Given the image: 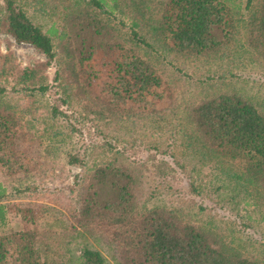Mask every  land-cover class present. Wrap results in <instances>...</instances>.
Wrapping results in <instances>:
<instances>
[{
	"label": "trees",
	"instance_id": "1",
	"mask_svg": "<svg viewBox=\"0 0 264 264\" xmlns=\"http://www.w3.org/2000/svg\"><path fill=\"white\" fill-rule=\"evenodd\" d=\"M21 1L0 0V31L32 46L45 62L20 69L0 54V228L14 206L3 202L5 181L32 178L31 167L44 171V161L28 156L43 149L32 138H21L30 133L18 108L6 99L7 89L45 97L50 91L45 69L51 66L58 67L53 82L66 111L81 100L84 109H91L92 122L105 127L130 123L133 130L142 121L153 137L159 131L174 133L180 147L193 150L243 192L246 205L264 207V102L231 92L179 104L174 83L141 54L146 49L162 58L168 54L209 62L223 57L221 52L248 53L264 61V0L244 21L237 17L252 9L254 0H31L48 14L60 15L59 28L53 24L46 31L32 22ZM94 82L102 92L93 97ZM51 113L68 118L57 105ZM105 146L110 156L102 151L92 163L85 158L86 149L67 154V163L82 173L75 177L71 222L61 220V225L103 242L113 257L116 249L121 260L115 259L116 264H264V256L249 258L220 232L185 219L181 208L150 205L160 189L176 193L170 181L178 171L192 177L193 169L181 163L180 147L152 144L147 149L154 154L136 161L111 143ZM150 177L157 181L145 185ZM188 187L198 192L195 182ZM36 236L35 230L1 234L0 264H58L56 253L47 245L43 250ZM80 261L105 264L99 251L87 248Z\"/></svg>",
	"mask_w": 264,
	"mask_h": 264
},
{
	"label": "rangeland",
	"instance_id": "2",
	"mask_svg": "<svg viewBox=\"0 0 264 264\" xmlns=\"http://www.w3.org/2000/svg\"><path fill=\"white\" fill-rule=\"evenodd\" d=\"M259 1L254 0L252 9L242 10L237 18L246 20L249 14L255 11ZM23 2L24 0L21 3L28 17L43 31L53 24L59 28L60 15L48 14L47 9L32 5L31 0H25L26 4ZM228 53L230 52H221L219 56L224 55L223 57L206 62L203 59H176L168 54L162 58L149 50H141V54L174 83L179 104L231 92H239L247 98H253L254 102L263 104L264 61L248 53L227 56ZM0 54L10 56L13 65L20 69L45 62L44 56L32 46L17 43L4 31H0ZM57 70L58 67L55 66L45 69L50 87L45 97L40 94L27 97L21 93H8L9 88L7 89L6 99L18 108L17 113L23 116L25 130L30 133L26 137L22 135L21 138H32L35 140L34 144L43 149L28 153V156L38 163L44 161L40 167L44 171L31 167L32 178L5 181L7 197L3 202L14 206L9 213V222L0 228V235L35 230L38 245L43 250V246L47 245V249L56 253L54 260L58 264H79L82 251L86 248L99 251L105 258V264H116L115 259L121 262L116 249L113 257V251L103 242H97L80 229L60 224L61 220L71 222L69 213L74 207L78 190L75 177L82 173L77 165L71 166L67 163V154H82L86 149L85 158L92 163L102 151L106 157L110 156L109 148L105 144L111 143L113 147L125 151L126 157L145 161L150 154H154V151L149 154L147 146L160 143L163 148L171 147L173 139L178 137L171 132L162 133L164 131H159L153 137V134L143 128L142 121L134 124L133 130L130 123L116 126L114 122L105 127L103 122H92L94 115L91 114L90 108L84 109L85 102L81 100H74L72 111H66L67 107L59 101V94L53 82ZM99 86L98 82L92 84L91 96L101 94L102 89ZM56 105L60 111L68 114V118L52 116L51 108ZM180 143L181 139H178L169 150L175 146L179 148ZM53 144L56 147H52ZM92 146L94 148L90 150ZM53 148H58L60 152L55 153ZM177 152H181L180 155L177 153L181 157V163L193 169L192 177L178 171L177 179L170 181L176 193L163 192L160 189L150 205L156 203L169 207L171 204L177 206L184 212L188 221L207 225L209 229L220 232L246 256L260 260L264 256V221L261 220L264 207L258 209L246 205L249 200H244L245 194L236 189L223 175L213 171L210 165H206V161H201L193 150L181 146ZM154 181L157 180L150 177L145 179L144 183L149 186ZM191 182H195L198 190L196 194L188 187ZM203 208L204 210H201ZM19 209L24 213H20ZM23 214H26V219Z\"/></svg>",
	"mask_w": 264,
	"mask_h": 264
}]
</instances>
